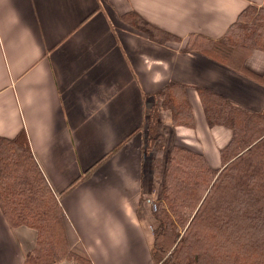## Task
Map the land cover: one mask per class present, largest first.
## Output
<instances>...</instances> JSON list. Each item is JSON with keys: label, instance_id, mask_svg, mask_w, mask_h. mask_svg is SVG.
Segmentation results:
<instances>
[{"label": "crops", "instance_id": "1", "mask_svg": "<svg viewBox=\"0 0 264 264\" xmlns=\"http://www.w3.org/2000/svg\"><path fill=\"white\" fill-rule=\"evenodd\" d=\"M249 5L264 0H0V138L25 131L91 264H152L158 195L145 143L155 92L185 86L194 126L172 128L163 110L158 129L212 168L230 131L208 127L197 91L264 112V85L235 69L264 73V52L244 50L227 65L186 49L193 36L220 39ZM129 13L178 40L153 42L123 19ZM33 242L0 210V264H24Z\"/></svg>", "mask_w": 264, "mask_h": 264}, {"label": "trees", "instance_id": "2", "mask_svg": "<svg viewBox=\"0 0 264 264\" xmlns=\"http://www.w3.org/2000/svg\"><path fill=\"white\" fill-rule=\"evenodd\" d=\"M123 19L153 42L178 40L137 14ZM191 41L188 49L227 65L228 58L241 51L264 52V8L249 5L218 40L193 36ZM236 67L264 85V73L256 74L242 63ZM197 93L208 127L228 129L230 139L219 151L217 169L202 154L168 145L165 132L158 129L161 111L170 113L172 128L194 126L186 88L170 82L152 95L145 146L146 152L152 149L153 173L161 181L152 209L157 222L152 264H264V112H247L207 90ZM0 210L12 230L23 228L34 234L33 245L23 251L24 264L62 260L91 264L85 253L73 249L76 239L24 130L12 139L0 138Z\"/></svg>", "mask_w": 264, "mask_h": 264}, {"label": "rangeland", "instance_id": "3", "mask_svg": "<svg viewBox=\"0 0 264 264\" xmlns=\"http://www.w3.org/2000/svg\"><path fill=\"white\" fill-rule=\"evenodd\" d=\"M169 42H171V41H169ZM192 41H190V43H191ZM189 45H187L186 46V49H187V47H188ZM190 47V46H189ZM241 52H243V51H241ZM241 52H239V54L241 53ZM149 148V152L150 153H152L150 150H152L150 147H148ZM149 153V154H150ZM146 154H148V152L146 153ZM152 156H153V154H152ZM153 158V157H152ZM215 169H217V168H219V166H217V164L215 165V166H213ZM153 177H154V179H153V184H152V186L154 187V189H155V195L157 194L158 196H156L155 197V199L157 200L158 198H159V196H160V193H161V181H160V178L158 177V176H156L154 173H153ZM156 200H155V202H156ZM155 202H154V204H155ZM153 209V208H152ZM153 216V215H152ZM154 218V217H153ZM74 243V242H73ZM75 244V243H74ZM76 252H79V253H81V250H79L78 248H77V246L76 245H74V248H73ZM65 262H68V263H73V264H75L74 263V261H68V260H62V261H60V262H58V263H56V264H63V263H65ZM158 264V263H157ZM160 264V263H159Z\"/></svg>", "mask_w": 264, "mask_h": 264}, {"label": "built area", "instance_id": "4", "mask_svg": "<svg viewBox=\"0 0 264 264\" xmlns=\"http://www.w3.org/2000/svg\"><path fill=\"white\" fill-rule=\"evenodd\" d=\"M63 264H73V263H68V262H65V263H63Z\"/></svg>", "mask_w": 264, "mask_h": 264}]
</instances>
